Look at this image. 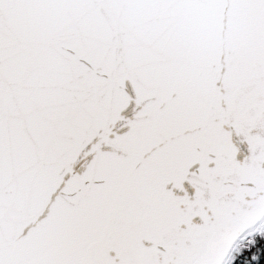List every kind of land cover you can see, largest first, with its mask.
<instances>
[{"label": "snow or ice", "instance_id": "snow-or-ice-1", "mask_svg": "<svg viewBox=\"0 0 264 264\" xmlns=\"http://www.w3.org/2000/svg\"><path fill=\"white\" fill-rule=\"evenodd\" d=\"M0 264H264V0H0Z\"/></svg>", "mask_w": 264, "mask_h": 264}]
</instances>
